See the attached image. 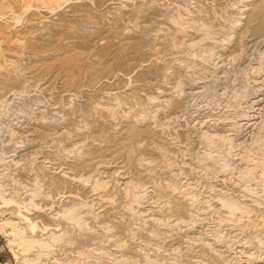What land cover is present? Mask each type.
Instances as JSON below:
<instances>
[{
    "label": "bare ground",
    "instance_id": "obj_1",
    "mask_svg": "<svg viewBox=\"0 0 264 264\" xmlns=\"http://www.w3.org/2000/svg\"><path fill=\"white\" fill-rule=\"evenodd\" d=\"M197 1L193 9L187 8L188 5L186 8L185 6L177 7V10L179 9L180 12L188 15L187 18L183 17L186 20L182 19V14L173 17V19L163 17L164 20L155 16L153 19L157 22V32L151 39L148 38L149 40H147L141 36L140 32L142 31L140 30L143 28L146 30L145 27L148 25V21L136 20L132 25L135 29V35L131 36L130 34V36H127L125 34L127 29L124 31L127 26L123 27L115 23L108 27L103 24L101 19L93 15L90 9L85 7L88 0H0V108L7 98L22 94L29 82L34 83L35 86L39 85L45 91L55 90L57 99L52 104L53 110L65 108L66 103L63 102H66L70 96L77 97L84 107L82 112L75 109L74 111L68 110V116L65 117L66 119L63 122H61V118H58L56 122L47 125L42 120L32 118V120H25L20 128L21 135L33 142V150L21 153V159L30 155L29 152H35V148L40 146L42 140L56 141L60 150L59 154L45 150L47 152L44 151V154L38 160L35 175L30 176L28 173L23 175L26 178L25 181L33 186L29 198L23 199L14 190L12 193L7 194L4 188H0V214L4 216L1 219L0 228L1 226H3L2 228L7 227V234L11 236L10 243L12 245L17 244L23 252H26L22 258L23 261L20 262L21 264H40L37 259L40 258L42 253H45L43 250L47 251L51 248L53 242L58 238V236H53V233L50 235L52 236L49 238L50 240L33 239L26 234L28 226L33 223L31 220L36 217L33 216L34 213H30L31 206L37 207V204L33 202L34 198L46 202L50 200V197L53 198V201L50 202H56L58 199L64 198L71 199L72 202L57 211L55 215L65 219L67 223L79 227L82 225L81 220L85 218L99 219L102 228L107 232L117 227L118 230L113 236H119L120 233L127 231L131 225L130 220L132 221L131 218L120 214L121 209L119 210V208L122 205L120 206L118 200L121 198L128 200L131 206L126 205L125 212H122L130 217L135 216L136 218L132 217L133 219L140 218L152 223L162 219L173 222V224H176L174 226H179L194 221L198 217V211L193 206L194 201H196L193 193L182 189L175 182H164L161 174L156 170L159 162L176 157V150L171 147L172 133L167 134L166 129L167 125L172 122L174 115L177 114L176 116H178L181 107H183L181 101H178L174 94L170 92L166 80L174 81L177 85L184 84L187 88L197 92L196 90L200 88L198 82L182 70L192 67L196 74L199 73L198 69L202 67L201 63L206 59L205 55L207 53V56L212 55L214 49L221 46L219 41H213V43L208 41L209 38H212V36L209 37L211 26H213L211 25L212 20L220 17L216 13L209 16L208 13L211 11L207 1L206 6L203 0ZM243 3H247L244 10L246 11V21L239 37L245 38V42L257 39L264 41V0H234L230 5L233 6L232 9H238L239 6H244ZM166 4L161 0H156L152 1L150 6L156 10L164 11ZM67 6L72 7L71 11L69 10L70 21H76L80 26L87 24L89 28L93 26L97 29L98 34L87 37L81 33L79 26L71 22L58 23L59 26H56V23L53 24L50 19L51 14L58 12L64 17ZM115 6L117 8L118 5ZM119 10L121 11L120 6ZM114 11L117 12L116 9ZM141 11L145 12L144 9H140L138 12ZM237 11L234 12L238 13ZM115 21H117V18ZM200 21L203 22L200 23ZM16 22H21L22 25L18 29L14 26ZM120 22L124 23V20H120ZM234 22H237V20H234ZM114 27L119 30L120 39L106 45L100 39V36ZM109 40L111 41V39ZM89 42H94L97 49H113L110 55L114 54V57L121 59L129 56L126 50L131 49L132 56L128 58L129 63L127 66L136 69V67L144 65L150 71L156 70L162 77L163 83L156 86L151 80H148L131 88L124 87V85L108 88L107 78L113 70L107 64V60L113 58L108 55L107 58L104 55L107 60L104 61L103 66L100 67L101 69H98L94 65L100 61L99 57L103 58L104 56L98 55V51L95 52L92 49H89L88 52L79 49L89 45ZM63 46H72L73 48L56 52ZM244 47L238 41L232 49L223 54L226 63H228L227 61L229 63L237 61L235 68L247 63L243 65L244 68H241L250 71L249 74L252 76V82L255 86V90H252H254V93L256 91L253 95L254 99L251 98V104L248 103L249 110L243 111L240 119L235 123H225L226 126L221 127L219 125L216 130L211 128L210 122L204 120L202 122L203 127H207V129L201 131L200 137L202 138H228V132L235 128L243 130L245 133L255 134L256 130L264 127V56L261 54L256 62H253L255 57L251 58L245 52L243 53ZM244 50L246 49L244 48ZM143 52L147 54V61L141 65L138 57ZM23 60H27L26 65L24 62L22 64ZM113 61L115 60L113 59ZM99 76L105 78L101 85H99L100 82L97 79ZM116 78L114 79L116 80ZM143 91L144 94H142ZM165 104L171 106L170 113L162 112L159 119L148 117V108ZM79 114L84 117L81 121H78L76 117ZM212 120H215V123L218 120L217 123L219 124L224 121H220V119ZM200 128L199 126V130ZM176 134L186 136L187 132L181 128ZM145 153L151 156H145ZM213 154L204 152L206 158L203 162V170L205 169L209 174L232 165L226 159L223 161L224 158L222 162L219 161V158L217 159ZM263 162L260 161L256 165L261 166L263 170L260 172L262 174H264ZM251 171L253 172L251 167L244 166L235 179L221 175L222 177L215 179L217 183L214 182L211 187L214 189L211 200L216 216L226 223L229 230L234 231L238 237L243 234H249L250 236V234L264 232V207L259 209L258 205L254 206L251 199L252 207L247 204L244 205L239 200L238 193L232 195L233 193L229 192L234 189L235 193L238 188H243L245 192L249 191L250 188L243 185L242 180ZM102 174H107V176ZM106 177L108 179L110 177L112 180L107 181ZM258 177H260L259 174ZM41 183L46 189L41 190ZM133 184L136 188L148 187L153 201L162 203L160 204L162 205V211L154 207L155 204L150 210L138 209L145 196L139 191L133 193L131 191V188L135 187ZM247 196H250V194L247 193ZM134 205H136V209ZM96 206L97 210L93 211V207L96 208ZM117 210L120 213H117ZM111 220L115 221L112 225L107 223ZM218 223H220L219 220ZM253 235L252 240L240 239V245H238L241 247L238 252L245 254L248 264L254 261L253 258H255L254 252L249 251L248 247H251V243L256 244L257 247L261 246L264 239V234H256L254 237ZM80 240L75 247L77 257L83 258L92 250L100 249V246L94 249L84 247L90 242L89 237L82 236ZM121 240H123L121 237H116L115 243H120ZM193 240L200 248V263H230L223 250L215 247L211 242L206 241L201 236ZM73 241V238L65 241L67 254H70L69 252L73 250L70 246ZM189 243L193 244V242ZM35 247H38V250H36L38 254L35 259L28 257L27 252ZM204 251L206 253L202 254ZM130 256L124 253L118 257L117 261L124 264H139L137 260ZM76 259L73 258L72 261H68L69 263L66 260L65 262L60 260L58 263L78 264L79 261ZM256 264H264V258L257 261Z\"/></svg>",
    "mask_w": 264,
    "mask_h": 264
},
{
    "label": "rangeland",
    "instance_id": "obj_2",
    "mask_svg": "<svg viewBox=\"0 0 264 264\" xmlns=\"http://www.w3.org/2000/svg\"><path fill=\"white\" fill-rule=\"evenodd\" d=\"M152 1L156 0H88L87 6L85 7L90 9L93 15L101 19L103 24L107 25L108 27L115 23H117L119 26H127L124 28V31L127 29L126 31L128 33L125 32L127 36H130V34L131 36L135 35V29L132 25L134 22H136V20L140 19L141 21H148V23L146 22L148 24L145 27L146 30L144 28L141 29L140 31L142 32H140V34L144 39L149 40L157 32V22L153 19L155 16H158L159 19L164 20V18L173 19V17L182 14V19L186 20L188 15L180 12L179 9L177 10V7L185 6L186 8V6L188 5L187 8L193 9L198 2L197 0H161L162 2L167 4L165 5L164 11H159L150 6ZM203 1V3H205V6L208 2V5L210 7L209 10L211 12L208 13L209 16L216 13L220 17L218 19L212 20L211 25L213 26H211V31L209 32V34L211 33L209 37L212 36V38H209L210 40L208 39V41H210L211 43H213V41H219L221 46H218L214 49L215 51L212 53V55H209L211 58L207 56L208 53L207 55L204 54L206 59L203 61V63H201L202 67H199V73L196 74L193 70L194 68L192 67L184 68L182 70L184 73H188V75L195 78L196 82H198V85L200 86L199 90H196L198 93L187 88V86L184 84L177 85V83L174 81L166 80V85L170 89V92L174 94L175 98L178 101H181L180 103L183 107H181V110L179 112L180 114L178 113V116H176L177 114L174 115V117L172 118V122L167 125L168 127L166 129L167 134L172 133L171 137H173V140H171V147L172 149L176 150V157L171 160L167 158L164 161L159 162L156 168V170L161 174L164 182H175L180 185L182 189H185L187 192L190 191L191 193H193L196 198L193 206L198 211V217L194 221H189V223L184 224L186 226H174L176 224H173V222L162 219H160L156 223L147 222L140 218L133 219L132 217H136H130L129 215H126L122 212H125L124 209H126V207L129 205V201L121 198L118 201L120 202V206L122 205L123 207L121 206L119 208V210L121 209V213L118 210L117 213H120L121 215L132 219V221L130 220L131 228L129 227L127 231L125 230V232L120 233L119 236H113V234H115L118 230L117 227H114L111 229V231L107 232V230L102 228V223L99 222V219L85 218L84 220H81L82 225L79 227L69 224V222L67 223L65 219L55 215V213H57V211H59L61 208L70 204L72 202L71 199L69 200L67 198H64L61 200L58 199L56 202H50L53 201V198L50 197V200L46 202L37 200L38 198H34L33 202L37 204V207L34 205L31 206L32 209L30 210V213H34V217H37L38 215L39 216L37 218H33L34 221H32L33 219L31 220V222L33 223L28 226L26 234L28 236H31L33 239L43 238L46 240H50L49 238L52 237L50 236L52 233L53 236H58L57 240L53 242L51 248L47 249V251L43 250L45 253H42L40 258L37 259L38 263L59 264L58 262L60 260H62L63 262H65L66 260V262L69 263L73 258H77L76 260L79 261L78 264H124L118 262L117 259L121 255L126 253L127 256L131 255L130 257H133L134 260H137L139 264H202L199 261L201 260L200 248L193 240L194 238L201 236L206 241L211 242L215 247L222 249L223 253L227 255V258L230 260L229 264H248L245 254L238 252L239 248H241L238 245H240V239L252 240L251 237L253 234H250V236L249 234H243L238 237L234 231H232L231 229L229 230V226H227L226 223L222 222L218 218V216H216V212L213 209V201L211 200V196L214 195V189L211 187L214 182L215 184L217 183V180L215 179H217L218 177L226 176L235 179L236 176L240 174L244 166L251 167L253 169V172L251 171L250 173L245 175L244 179L242 180V184L246 185V187L250 188V190L245 192L243 188H238L235 193L234 189H231L229 192L233 193L232 195H236L238 193L240 198L238 199L242 201L241 203H243L244 205L247 204L248 206L250 205L249 207H252V204L250 202L252 200L254 206L258 205L257 207L259 209H263L264 174L260 172L261 170H263L261 166L259 167L256 165L258 162L264 161V127L260 130H256L255 134L245 133L243 130H238L235 128L229 131L228 138L224 139L202 138L200 137V134L201 131H205L207 129V127H203L202 122L204 120L210 122V124L212 125L211 128L213 130L218 129L219 125V127H221L224 125L226 126V124L235 123L240 119V115L243 111L249 110L248 106L249 104H251L252 99H254L253 95L256 93V91L255 93L253 92L255 90V86L252 82V76L249 74L250 71L247 69H242L245 67L243 65H246L247 63L235 68L234 66H237V61L232 62L233 64L229 63V61H227L228 63H226L224 61L225 55L223 53L228 52L233 48L235 43L240 41V44H242L243 47L245 45L244 48L246 50H244L243 48V53L245 52L246 54H248V57H255L253 59V62H256L257 58L260 57L261 54H263L264 56V41H260L259 39H257L245 42V38L239 37L246 21V11L244 10L245 4L247 3H243L244 6H239L238 9H232L233 6L230 5V3H232V1L234 0ZM116 4L118 5L117 8L115 6ZM119 6L121 8V11H118ZM71 9L72 7L69 6L65 8L64 17L61 16L58 12L51 14L50 19L53 21V24L56 23V26H59L58 23H63L65 21L71 22L72 24L79 26L81 33L87 37H93L94 35L98 34L97 29H95L92 25H90L92 27L89 28V25L87 24L80 26L78 22L70 21L71 18L69 17V12L71 11ZM114 9H116L117 12L114 11ZM140 9H144L145 12H138L140 11ZM234 11H237L238 13ZM116 18L117 21H115ZM120 20H124L125 24L120 22ZM234 20H237V22H234ZM202 22L203 21H200V23ZM14 26L16 29H18L22 25L21 22H16ZM118 32L119 30L114 27L112 30H109L105 34L101 35L102 38L100 36V39L107 45L108 43L113 42L116 39H120V33ZM109 39H111V41ZM70 48L73 47L63 46L56 52H61ZM79 49L87 52L89 51V49H92L95 52L98 51V55L100 56H112L111 58L115 60H107L108 56L107 58L105 56L103 58L99 57L100 61L94 65L98 69H101L100 67H102L104 61L107 60V64L112 67L111 69L113 70V72L107 78L108 88H115L119 85H124V87L128 86L129 88H131L134 85H141L148 80H151L152 83L156 86L163 83L162 77H160V74H158L156 70L150 71L143 65L147 61V54L145 52H143L142 55H139L138 57L141 65L143 66L136 67L135 69L127 66V64L129 63L128 58H131L132 56V50L129 48L126 50V52L129 53V56L124 57L123 59L116 56L114 57V54L110 55L113 49H105L106 51L97 49L94 42H89V45L81 47ZM117 58L118 60H116ZM23 62L26 65L27 60H23L22 64H24ZM221 64H223V66H221ZM114 78H116V80ZM97 79L100 82L99 85H101L105 78H100L99 76L97 77ZM191 91L193 92L191 93ZM144 93L145 92L143 91L142 94ZM55 99H57V93H55V90L45 91L41 89L39 85L35 86L34 83L29 82L28 84H26V89L22 94H17L7 98V100L4 102V105L0 108V188H4L7 194L12 193L14 190L17 191L23 199L29 198L32 194L33 186L25 181L26 178H24L23 175L25 173H28L30 176L35 175V169L38 160L40 156L44 154L45 150H47L48 152L51 151L55 154H59L60 152L56 141L42 140L40 146L35 148V152H29L30 155L22 158V160L20 157L21 153H27V151L33 150V142L21 135L20 128L25 123V120H32V118H34L39 119L40 121L42 120L45 124L47 123V125H51L52 123L56 122L58 118H61V122L65 121V117L68 116V110L74 111L75 109L79 112H82V110H84L83 104L75 96H70L66 102H63L66 103V107L62 108L63 110H53L52 104L54 103ZM162 112H165L166 114L170 113L171 106L165 104L157 106L155 108L151 107L147 109L148 117L152 119H159ZM80 114L79 116H76L78 118V121H81V119L84 118ZM212 119H220V121H224L219 124L217 123L218 120L215 123V120L213 121ZM199 126L201 127L200 130ZM181 128L187 132L186 136L176 134ZM261 148L262 150H260ZM259 151L261 152V154ZM204 152L212 154L214 152L213 155H215L217 159L219 158V161L222 162V159L224 158L223 161L226 159L230 164L232 163V165H229L225 169L215 171V173L209 174L205 169L203 170V162L206 158L204 157ZM145 154V156H151L147 153ZM48 166L50 165L48 164ZM258 174L260 177H258ZM102 175L107 176V174ZM245 178L247 179L245 180ZM106 180L110 181L112 179L110 177L109 179L108 177H106ZM133 186L135 185L133 184ZM40 187L42 188L41 190L46 189L43 183L40 184ZM131 191L133 193H137L139 191L145 196L142 202H140L141 205L138 209L150 210L155 204L154 207H157L158 210L160 209L162 211V205H160L162 203L153 201V199L150 197L151 192L148 187L136 188L135 186L131 188ZM247 193L248 195L250 194V196L246 197ZM246 199L247 201L249 199V201L245 202ZM134 208L136 209V205H134ZM93 209V211H96L97 206L96 208L93 207ZM39 213H42L44 216ZM40 215H42V217H40ZM3 217L4 216L0 214V222ZM218 220L220 221V223H218ZM107 223H111L112 225V223H115V221L111 220ZM222 223L225 225H223ZM2 227L3 226H1L0 228V264H21L20 262L23 261L22 258L26 252H23L17 244L12 245L10 243L11 236L7 234L8 229L7 227H5L7 230ZM153 233H157V235ZM256 234L263 235L264 232H258ZM256 234H254L253 237L256 236ZM60 236L62 237L59 238ZM82 236L90 238V242L84 246L86 249H94L98 248L99 246L100 249L92 250L91 253H88L83 258L77 257L78 255L75 247L79 244L78 241H81L80 239L82 238ZM151 236L154 238H152ZM116 237H121V239L123 240H121L120 243H115ZM69 238H71V240L73 238L74 240L72 242V245H70L72 246L73 250L69 252L70 254H67L64 244L65 241ZM155 238L157 239L155 240ZM189 242H193V244ZM99 243L100 245H98ZM191 244L194 246L193 248ZM250 246L251 247H248V250L254 252L255 258H253L254 261L250 262L249 264H256L257 261L264 258V239L261 245L263 247H257L254 243H251ZM36 250H38V247L32 249L30 251L32 253L27 252L28 257L35 259V256H37L38 254V251ZM203 253H206V251L202 252V254Z\"/></svg>",
    "mask_w": 264,
    "mask_h": 264
}]
</instances>
